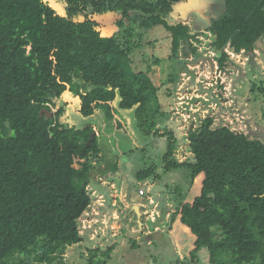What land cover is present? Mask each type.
Instances as JSON below:
<instances>
[{
    "label": "trees",
    "instance_id": "trees-1",
    "mask_svg": "<svg viewBox=\"0 0 264 264\" xmlns=\"http://www.w3.org/2000/svg\"><path fill=\"white\" fill-rule=\"evenodd\" d=\"M56 1L60 13L47 0H0V264H66L67 250L85 240L89 186L104 190L101 178L120 170L99 125L68 122L67 94L80 102V117L99 115L113 132L139 135L144 147L133 151L142 156L155 140L166 143L163 175L152 165L134 184L187 171L191 186H174L170 218L192 240L188 264L202 255L207 264H264V143L209 116L190 127L191 155L181 161L185 138L159 128L160 89L151 70L133 68V54L158 27L170 35L172 57L185 47L198 52V35L170 20L189 0ZM106 13L118 15L111 36L93 19ZM208 33L221 68L227 49L255 52L264 40V0H224ZM112 250L89 248L88 263L108 264Z\"/></svg>",
    "mask_w": 264,
    "mask_h": 264
},
{
    "label": "rangeland",
    "instance_id": "rangeland-1",
    "mask_svg": "<svg viewBox=\"0 0 264 264\" xmlns=\"http://www.w3.org/2000/svg\"><path fill=\"white\" fill-rule=\"evenodd\" d=\"M47 1L60 9L56 0ZM223 12L224 0H189L179 4L171 23L184 22L191 27L192 33L198 35L193 41L198 52L185 47L179 57H172L170 35L158 27L147 40L144 38L145 46L132 56L135 71L150 69L160 89L163 113L157 117L159 128L173 129L185 138L180 145L181 161L191 155L186 142L190 127L198 126L209 116L214 117L216 126L227 125L264 143V40L251 54H236L227 49L230 60L221 68L209 46L211 38L206 35L211 21ZM93 19L101 25L104 36L116 32L117 14L95 15ZM66 100L71 103L68 122L77 127L99 125L109 137L112 151L120 157L119 172L101 178L104 190H97L94 184L89 186L93 204L81 221L85 240L67 250L66 264H89V248L100 253L113 249L108 264H175L177 259L188 264L186 253L192 248V240L181 225L172 227L170 218L175 209L174 186L183 191L191 186L187 171L168 173L160 181L134 184L136 174L152 165L158 166L163 175L161 159L166 143L155 140L153 146L147 141L152 148L142 156L133 151L144 147L139 135L113 132L99 115L80 117L76 113L78 99L67 94ZM129 119L130 132L134 133V115ZM122 151L129 155H122ZM204 259L202 255L198 264H207Z\"/></svg>",
    "mask_w": 264,
    "mask_h": 264
},
{
    "label": "water",
    "instance_id": "water-1",
    "mask_svg": "<svg viewBox=\"0 0 264 264\" xmlns=\"http://www.w3.org/2000/svg\"><path fill=\"white\" fill-rule=\"evenodd\" d=\"M47 112V111H46ZM48 113V112H47ZM49 116H51V113H48ZM137 214H138V217H140V214H139V211L137 209Z\"/></svg>",
    "mask_w": 264,
    "mask_h": 264
},
{
    "label": "built area",
    "instance_id": "built-area-1",
    "mask_svg": "<svg viewBox=\"0 0 264 264\" xmlns=\"http://www.w3.org/2000/svg\"><path fill=\"white\" fill-rule=\"evenodd\" d=\"M235 53V52H234ZM244 52H242V54H243Z\"/></svg>",
    "mask_w": 264,
    "mask_h": 264
}]
</instances>
